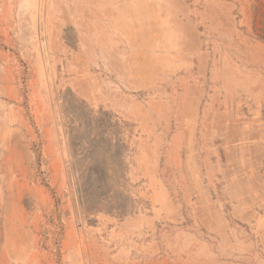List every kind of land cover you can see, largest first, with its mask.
I'll return each mask as SVG.
<instances>
[{"label":"rangeland","instance_id":"1","mask_svg":"<svg viewBox=\"0 0 264 264\" xmlns=\"http://www.w3.org/2000/svg\"><path fill=\"white\" fill-rule=\"evenodd\" d=\"M0 264H264V0H0Z\"/></svg>","mask_w":264,"mask_h":264}]
</instances>
